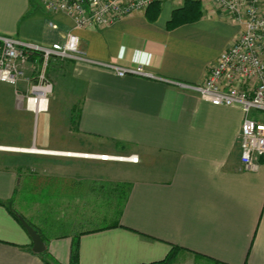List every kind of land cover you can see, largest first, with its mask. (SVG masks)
<instances>
[{
	"label": "crops",
	"instance_id": "obj_1",
	"mask_svg": "<svg viewBox=\"0 0 264 264\" xmlns=\"http://www.w3.org/2000/svg\"><path fill=\"white\" fill-rule=\"evenodd\" d=\"M177 7L165 1L157 15L150 8L107 27L73 29L86 56L142 66L152 76L52 61L48 76L66 94L62 111L70 117L63 126L74 137L64 146L34 142L29 132L0 140L24 149L15 156H31L37 172L0 164V201H11L0 202V264H45L13 215L27 175L31 192L59 193L65 212L92 209L91 225L75 235L79 264H149L172 246L180 247L173 264H264V159L256 171L241 168L242 109L213 105L171 82L203 81L239 26L205 5L198 20L168 29ZM70 29L66 14L40 0H0V35L51 44ZM215 36L220 43L213 49ZM50 106L49 99L45 112ZM31 148L38 151L25 150ZM75 237L45 236L50 259L68 264Z\"/></svg>",
	"mask_w": 264,
	"mask_h": 264
},
{
	"label": "built area",
	"instance_id": "obj_2",
	"mask_svg": "<svg viewBox=\"0 0 264 264\" xmlns=\"http://www.w3.org/2000/svg\"><path fill=\"white\" fill-rule=\"evenodd\" d=\"M47 10L64 13L72 29L60 42L41 44L0 35V82L14 87L17 105L35 117L48 110L53 83L47 70L53 59H70L110 69L118 76H152L142 66H121L88 57L79 49L73 29L103 28L119 19L143 14L151 3L185 0H40ZM239 26L235 39L209 67L203 81L176 86L196 92L213 105L238 106L244 113L238 145L241 168L256 171L264 159V0H200ZM50 26L56 27L49 22ZM102 158L110 157L100 155ZM123 159V158H121ZM137 161V156L125 157Z\"/></svg>",
	"mask_w": 264,
	"mask_h": 264
},
{
	"label": "rangeland",
	"instance_id": "obj_3",
	"mask_svg": "<svg viewBox=\"0 0 264 264\" xmlns=\"http://www.w3.org/2000/svg\"><path fill=\"white\" fill-rule=\"evenodd\" d=\"M219 43L218 37L215 36V38L211 40V47L215 49ZM53 60H51L47 73L51 71ZM13 90L14 87L12 85L0 82V140H21V138H27L29 132V138L31 137L34 142L40 143L41 141H45L48 146H64L65 142H71L74 136L68 134L67 128L63 126V123H67L65 120L70 117V114L62 111L66 94L62 93L60 82L58 83L55 79L54 92L49 94V99L51 101L50 111L39 113L37 117L30 113L28 117H25L23 112L18 110H22L23 108L17 105ZM64 118L67 119L64 120ZM0 146L11 147V145ZM19 152L25 151L0 148V162L2 164L14 166L18 164L24 173L29 175L34 171L36 174V170L32 168L36 166V160H33L31 156L21 157L20 154L15 156V153ZM83 154L90 155L91 153ZM91 155L100 157L102 154ZM129 156L122 154L111 157ZM45 162V159L40 160V163L44 166H46ZM28 175V180H24L20 187V190H22L20 191L22 203L20 202L19 205L15 204L13 207L23 213L43 232L44 236L54 238L55 236L69 234L73 238L80 229L91 225L87 222L88 218H86V216L88 217L87 210H92L91 208L87 207L88 209H84L85 214H80L81 209L79 208L65 212L61 203H57L60 198L59 193L31 192L29 186H26L30 182Z\"/></svg>",
	"mask_w": 264,
	"mask_h": 264
},
{
	"label": "trees",
	"instance_id": "obj_4",
	"mask_svg": "<svg viewBox=\"0 0 264 264\" xmlns=\"http://www.w3.org/2000/svg\"><path fill=\"white\" fill-rule=\"evenodd\" d=\"M160 4H161L160 2L151 3L148 6V8L146 9V11H148L150 8H152L153 15H157L159 12V9H160ZM201 16H202L201 1L200 0H185L181 6H178L176 9L173 10V12L171 14V18L167 23V28L172 29L178 25L196 21ZM0 164H2V163L0 162ZM3 165H6V164H3ZM0 202L6 203V201H0ZM10 202L11 201H9L7 203H10ZM19 214L20 213L17 210H15V212L13 213L15 218L20 222L19 217H18ZM20 215H22L31 225L33 224L23 214H20ZM37 231L40 233V235H41V237H42V239L46 245L45 250L41 253H38V255L41 257V259L43 260V262L45 264H57L56 262H53L52 259H50L51 257L49 255L48 247H47L48 240L45 238V236L39 230H37ZM179 250H180V247L172 246L171 249L169 250V252L166 254V256L163 259L149 263V264H173L174 259L176 257V254ZM78 258H79V239L76 236L74 239H72L71 250H70V260H69L68 264H79Z\"/></svg>",
	"mask_w": 264,
	"mask_h": 264
},
{
	"label": "water",
	"instance_id": "obj_5",
	"mask_svg": "<svg viewBox=\"0 0 264 264\" xmlns=\"http://www.w3.org/2000/svg\"><path fill=\"white\" fill-rule=\"evenodd\" d=\"M18 217L22 226L25 228L26 232L31 238L33 252H43L46 248V245L40 233L22 215H18Z\"/></svg>",
	"mask_w": 264,
	"mask_h": 264
},
{
	"label": "bare ground",
	"instance_id": "obj_6",
	"mask_svg": "<svg viewBox=\"0 0 264 264\" xmlns=\"http://www.w3.org/2000/svg\"><path fill=\"white\" fill-rule=\"evenodd\" d=\"M0 148H2V149H13V150H24V149H21V148H14V147H4V146H0ZM25 150H27V151H31V152H33V151H38V150H36V149H33V148H31V149H25ZM92 156H94V155H92ZM108 158H114V157H108ZM115 158H119V159H121V158H123V159H125V157H115Z\"/></svg>",
	"mask_w": 264,
	"mask_h": 264
}]
</instances>
